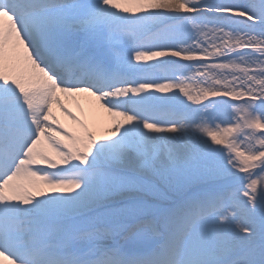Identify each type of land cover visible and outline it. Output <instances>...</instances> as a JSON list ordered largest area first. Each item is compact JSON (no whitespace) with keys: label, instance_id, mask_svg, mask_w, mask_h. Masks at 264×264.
I'll return each instance as SVG.
<instances>
[{"label":"snow or ice","instance_id":"1","mask_svg":"<svg viewBox=\"0 0 264 264\" xmlns=\"http://www.w3.org/2000/svg\"><path fill=\"white\" fill-rule=\"evenodd\" d=\"M0 264H264V0H0Z\"/></svg>","mask_w":264,"mask_h":264},{"label":"bare ground","instance_id":"2","mask_svg":"<svg viewBox=\"0 0 264 264\" xmlns=\"http://www.w3.org/2000/svg\"><path fill=\"white\" fill-rule=\"evenodd\" d=\"M59 98L64 109L75 118L74 120L70 119L68 116L64 115L59 108L53 105L52 111L57 122L53 127H59L61 132L83 137L86 130L91 134L95 132L96 139L100 140L113 126L114 121L110 122L109 120H119V117L113 118L109 113L104 111L94 97L87 96L86 94H77L71 98L61 95ZM76 120L81 127L75 123ZM59 138L63 139V137ZM65 143H68V141H65ZM36 166L47 170L46 166L43 164ZM48 194L51 195L52 193L49 191Z\"/></svg>","mask_w":264,"mask_h":264},{"label":"rangeland","instance_id":"3","mask_svg":"<svg viewBox=\"0 0 264 264\" xmlns=\"http://www.w3.org/2000/svg\"><path fill=\"white\" fill-rule=\"evenodd\" d=\"M183 99V98H182ZM110 122L111 121H114V119H110L109 120ZM75 122V121H74ZM77 125H78V121L76 120V122H75ZM79 127H81V125H78ZM82 129V128H81ZM89 133V132H88ZM94 134H92L93 135V137L96 139V136H95V132H93ZM98 140V139H97ZM61 167H63V165L61 166Z\"/></svg>","mask_w":264,"mask_h":264}]
</instances>
